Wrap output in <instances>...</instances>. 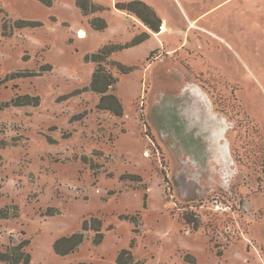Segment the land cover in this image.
Instances as JSON below:
<instances>
[{
  "label": "rangeland",
  "instance_id": "obj_1",
  "mask_svg": "<svg viewBox=\"0 0 264 264\" xmlns=\"http://www.w3.org/2000/svg\"><path fill=\"white\" fill-rule=\"evenodd\" d=\"M44 1L0 0V252L264 264V0H84L88 14ZM132 1L157 33L117 8ZM106 46L125 47L100 64L121 117L89 90L99 66L85 57ZM93 218L99 245L89 230L54 253Z\"/></svg>",
  "mask_w": 264,
  "mask_h": 264
},
{
  "label": "trees",
  "instance_id": "obj_2",
  "mask_svg": "<svg viewBox=\"0 0 264 264\" xmlns=\"http://www.w3.org/2000/svg\"><path fill=\"white\" fill-rule=\"evenodd\" d=\"M42 3H45L44 0H41ZM84 0H76V6L82 11L83 14L91 13L94 9L92 7H87ZM50 5V3H49ZM117 8L120 10H126L136 18H138L142 24L148 28L150 32L157 33L159 31L160 19L156 14L144 3L140 1H132L127 4H119ZM91 9V11L89 10ZM103 24V25H102ZM37 26L38 24H33ZM92 26L96 30H102L105 26L102 20L98 19L95 23H92ZM147 35V34H146ZM144 34V36H146ZM143 36V35H142ZM144 39L141 36L135 37L129 46H135L140 44ZM125 47H111L106 46L98 50V52L86 56L85 60L90 62H95L99 67L95 69L92 74V79L89 85V90L100 96L99 103L97 108L100 110H106L115 116H122V107L116 97L109 93V91L114 87L115 79L112 74L108 71H105L100 68V64L113 52L122 50ZM121 73L126 72L125 68L119 67ZM18 100V99H17ZM17 104L16 100L11 101V103ZM187 221L186 216L183 217ZM134 221H136L134 219ZM101 222L98 219H91L90 222L84 221L82 225L81 232L74 233L70 236L62 237L56 240L52 246L55 254L60 256H65L67 254L75 252L78 247L83 243L85 238V233L89 230H92L95 233L93 244L99 245L103 240V234L101 233ZM188 261V257L186 258ZM0 262H5L9 264H28L30 262V257L27 253L23 252L20 247H14L10 250L0 252ZM191 264H194V261H190ZM77 264H87V263H77ZM115 264H139L134 263L133 256L129 250H121L116 259Z\"/></svg>",
  "mask_w": 264,
  "mask_h": 264
}]
</instances>
